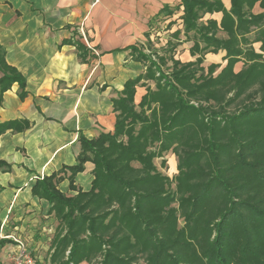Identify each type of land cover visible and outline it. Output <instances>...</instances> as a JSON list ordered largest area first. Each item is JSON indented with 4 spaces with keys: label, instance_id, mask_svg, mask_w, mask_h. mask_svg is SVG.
<instances>
[{
    "label": "trees",
    "instance_id": "16d2710c",
    "mask_svg": "<svg viewBox=\"0 0 264 264\" xmlns=\"http://www.w3.org/2000/svg\"><path fill=\"white\" fill-rule=\"evenodd\" d=\"M255 3L262 12L252 13ZM180 6L183 32L193 35L190 54L198 56L175 59L174 43L150 54L132 49L145 70L112 99L113 132L80 137L76 163L62 168L73 189L91 162L90 189L66 195L56 173L33 185L57 222L46 264H264V0H230L228 10L221 0ZM175 9L164 6L154 18ZM217 12L219 23L202 20ZM77 46L83 61L86 50ZM218 50L226 65L215 74L218 64L202 63ZM14 83L23 97L25 79L0 45V100ZM137 87L145 89L138 103ZM10 125L0 122V135ZM169 151L177 160L171 178L154 162L164 166Z\"/></svg>",
    "mask_w": 264,
    "mask_h": 264
},
{
    "label": "crops",
    "instance_id": "0c3cea01",
    "mask_svg": "<svg viewBox=\"0 0 264 264\" xmlns=\"http://www.w3.org/2000/svg\"><path fill=\"white\" fill-rule=\"evenodd\" d=\"M221 2L230 8V0ZM164 6L176 9L155 19ZM262 11L255 3L252 13ZM181 14L180 0H0V45L6 62L25 79L23 97L14 83L0 100V122L12 127L0 135V160L7 165L0 169V239L7 241L1 264H13L19 244L37 251L36 264H45L41 251L46 254L50 247L57 222L51 204L33 195L32 187L56 173L62 177L57 187L66 195L90 189L91 162L73 177V189L69 170L62 168L76 163L80 137L113 132L112 99L145 70L132 49L150 54L174 43L175 59L189 62L198 56L190 54L193 35L184 34ZM221 17L217 12L202 20L219 23ZM78 44L86 50L83 61ZM224 55V50L208 52L202 65L218 64L217 74L226 65ZM146 83L153 88L152 81ZM144 93V87L136 88V103Z\"/></svg>",
    "mask_w": 264,
    "mask_h": 264
},
{
    "label": "rangeland",
    "instance_id": "374dc122",
    "mask_svg": "<svg viewBox=\"0 0 264 264\" xmlns=\"http://www.w3.org/2000/svg\"><path fill=\"white\" fill-rule=\"evenodd\" d=\"M259 46H260V44H258V47L255 49V51L257 52V53H260V49H259ZM263 57H264V53H263ZM239 62H241V64H240V66L239 65H235L234 64V66H233V72H235V73H237V72H239L241 69H243V67H244V65H243V61H239ZM238 63V62H237ZM196 104V103H195ZM164 158H165V160H166V162H165V165L164 166H162L161 165V158H156L155 160H154V162L156 163L155 165H161V166H159V168H161V169H159L161 172H163V173H165V174H167L170 178L173 176V175H176L177 174V160H176V157H175V155L171 152V151H169V152H167L166 154H165V156H164ZM180 223H182V222H180ZM50 234V233H49ZM20 246H19V248H18V250H17V252H16V254L18 253L19 254V249L21 248V247H23L24 248V251H25V253L26 254H28L29 255V257H30V259H31V264H36V262H35V260H36V258H35V256L37 255L38 256V253H37V251H33V250H31V248L29 247V246H25L24 244H19ZM42 252V255H41V258L40 259H42V261L43 260H45V264L47 263V260L49 259V255H50V253L52 252V250H50V247L46 250V254H45V250H42L41 251ZM15 254V255H16ZM44 254H45V256H46V258L44 257ZM15 255L13 256V258H12V262H13V264H15L14 263V257H15ZM45 258V259H44ZM38 260V259H37ZM38 264H42V262L39 260V263ZM86 264V263H85Z\"/></svg>",
    "mask_w": 264,
    "mask_h": 264
},
{
    "label": "built area",
    "instance_id": "2783aa9c",
    "mask_svg": "<svg viewBox=\"0 0 264 264\" xmlns=\"http://www.w3.org/2000/svg\"><path fill=\"white\" fill-rule=\"evenodd\" d=\"M15 264H31V259L28 254L25 253L24 248L19 249V254L17 253L14 257Z\"/></svg>",
    "mask_w": 264,
    "mask_h": 264
}]
</instances>
